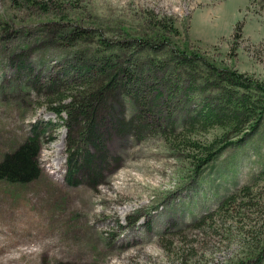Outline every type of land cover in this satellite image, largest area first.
Wrapping results in <instances>:
<instances>
[{
	"label": "rangeland",
	"instance_id": "rangeland-1",
	"mask_svg": "<svg viewBox=\"0 0 264 264\" xmlns=\"http://www.w3.org/2000/svg\"><path fill=\"white\" fill-rule=\"evenodd\" d=\"M46 2L49 10L0 0V22L17 28L0 39V152L32 121L51 122L41 134V176L0 180V264H264V111L255 128L245 123L239 133L197 122L189 130L186 117L212 96L221 99L223 83H214L207 62L264 79V0ZM59 21L86 33L59 44L67 34L51 31ZM104 37L121 42L115 49L137 64L156 61L150 80L163 74L166 94L146 114L151 123L140 138L111 136L106 145L116 158L100 179L79 174L68 183L66 125L42 94L26 91L6 54L31 40L28 60L45 77L64 56ZM180 50L193 57L191 66L179 62ZM117 103L110 105L125 117L136 110L128 96Z\"/></svg>",
	"mask_w": 264,
	"mask_h": 264
},
{
	"label": "trees",
	"instance_id": "trees-1",
	"mask_svg": "<svg viewBox=\"0 0 264 264\" xmlns=\"http://www.w3.org/2000/svg\"><path fill=\"white\" fill-rule=\"evenodd\" d=\"M22 1L43 10L48 9L46 0ZM2 21L0 39L4 37L12 39L13 32L17 28L11 29L13 25H9L5 20ZM69 24L70 27L67 23L62 24L59 21L51 27L53 33L63 28L66 30V36L59 37L61 39L59 44L71 46L86 33L81 26L70 22ZM44 28L46 29L45 25ZM58 34L57 32L56 35ZM43 40L44 38L42 42ZM99 41L100 46H80L70 56H64L63 61L56 64L51 73L48 71L49 74L45 77V72H35L32 60H28L31 40L25 43L17 41L15 46L19 45L22 48L16 51L12 49L6 54L7 61L12 63L15 71L23 74L25 80L22 81V85L26 91L33 90L37 92L36 94H42L46 108L54 111L57 119L66 125L67 163L64 175L68 183L76 181L79 174L88 177L87 180L92 183L100 179V168L108 163L109 159L116 158L106 145L111 136L136 134L140 138L142 130L151 123L146 114L159 106L162 96L166 94L160 85L164 78L163 74L161 78L155 77L150 80L156 61L153 62L155 66H152L153 68L150 67V61L148 65L144 60L137 64L115 49L116 44H122L121 42L112 43L105 37L100 38ZM147 44L152 45L151 48L156 46L151 42ZM178 54L179 62L192 65V56L182 50ZM139 63H142V68L137 66ZM206 65H209L210 71L215 72L219 77L214 83L219 84L220 81L223 83L220 89L221 99L220 101L214 99L216 100L214 102L212 96V99H207L199 110L187 113V128L192 130L196 122L202 128L208 125L228 124L229 130L236 133L242 131L241 128L245 123L249 129L255 128L264 111V79L250 78L234 68H218L209 62ZM143 69L148 71L147 76ZM164 84L166 81L163 82ZM125 96L133 100L136 106L135 112L127 117L122 107L113 108L110 105L112 102L114 104L118 102L119 105L121 98ZM58 120L54 121L52 126L55 124L57 126ZM40 123L43 125H39ZM46 123L51 124L46 120L32 121L31 126L20 134L19 138L3 148L0 152V180L11 184H24L41 176L38 156L41 149V134ZM211 156L208 152L206 158L210 159ZM261 176L264 180V170ZM248 187V185L242 187L246 188L247 195L250 193ZM229 197L231 198V196L225 197L222 203L228 201ZM261 226H264V220L259 224V227ZM259 233L264 240V227Z\"/></svg>",
	"mask_w": 264,
	"mask_h": 264
}]
</instances>
